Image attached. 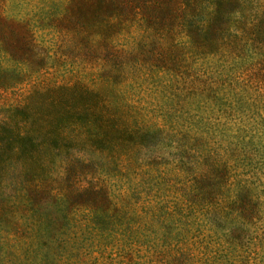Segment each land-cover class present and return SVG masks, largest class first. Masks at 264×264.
Here are the masks:
<instances>
[{"label":"trees","instance_id":"16d2710c","mask_svg":"<svg viewBox=\"0 0 264 264\" xmlns=\"http://www.w3.org/2000/svg\"><path fill=\"white\" fill-rule=\"evenodd\" d=\"M257 222L264 0L0 15V264H241Z\"/></svg>","mask_w":264,"mask_h":264},{"label":"rangeland","instance_id":"374dc122","mask_svg":"<svg viewBox=\"0 0 264 264\" xmlns=\"http://www.w3.org/2000/svg\"><path fill=\"white\" fill-rule=\"evenodd\" d=\"M59 1V0H58ZM48 0H0V15L8 18H16L18 16H27L32 15V13L36 10V8H47ZM226 227L230 224L229 222H225ZM256 227L258 229L264 230V222H257ZM257 241H249L246 242L247 245H251L252 243L257 244V249L251 251H247V261L241 264H264V234H260V237H254ZM210 246L207 249V258L208 264H213L214 261V252H215V241L214 238H210ZM198 254V253H197ZM254 254V255H253ZM243 257V255H242ZM256 259V260H253Z\"/></svg>","mask_w":264,"mask_h":264}]
</instances>
